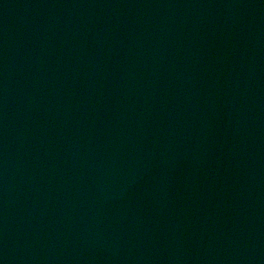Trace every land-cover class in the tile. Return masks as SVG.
<instances>
[{"label": "water", "instance_id": "95a60500", "mask_svg": "<svg viewBox=\"0 0 264 264\" xmlns=\"http://www.w3.org/2000/svg\"><path fill=\"white\" fill-rule=\"evenodd\" d=\"M0 264H264V0H0Z\"/></svg>", "mask_w": 264, "mask_h": 264}]
</instances>
